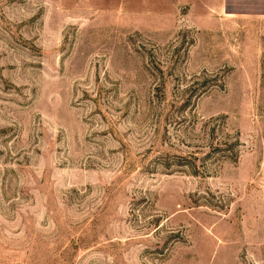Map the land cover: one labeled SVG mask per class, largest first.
<instances>
[{
	"label": "rangeland",
	"instance_id": "374dc122",
	"mask_svg": "<svg viewBox=\"0 0 264 264\" xmlns=\"http://www.w3.org/2000/svg\"><path fill=\"white\" fill-rule=\"evenodd\" d=\"M225 2L0 0V264H264V15Z\"/></svg>",
	"mask_w": 264,
	"mask_h": 264
},
{
	"label": "crops",
	"instance_id": "0c3cea01",
	"mask_svg": "<svg viewBox=\"0 0 264 264\" xmlns=\"http://www.w3.org/2000/svg\"><path fill=\"white\" fill-rule=\"evenodd\" d=\"M225 11L231 16L264 15V0H226Z\"/></svg>",
	"mask_w": 264,
	"mask_h": 264
},
{
	"label": "trees",
	"instance_id": "16d2710c",
	"mask_svg": "<svg viewBox=\"0 0 264 264\" xmlns=\"http://www.w3.org/2000/svg\"><path fill=\"white\" fill-rule=\"evenodd\" d=\"M214 149H216V148H214ZM219 150H223L221 147H219Z\"/></svg>",
	"mask_w": 264,
	"mask_h": 264
}]
</instances>
